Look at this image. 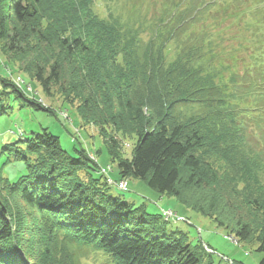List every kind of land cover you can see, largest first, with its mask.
I'll use <instances>...</instances> for the list:
<instances>
[{
  "label": "trees",
  "instance_id": "16d2710c",
  "mask_svg": "<svg viewBox=\"0 0 264 264\" xmlns=\"http://www.w3.org/2000/svg\"><path fill=\"white\" fill-rule=\"evenodd\" d=\"M115 1L0 0L1 53L30 62L22 70L44 93L60 88L104 135L112 128L136 135L130 158L116 153L113 137L107 141L120 179L143 181L212 219L255 247L264 264V147L248 130L251 122L264 123V0L172 1L148 41L142 25L123 23ZM230 4L236 14L230 25L251 14L256 21L246 25L259 37L252 60L262 69L254 75L250 64L241 76L227 65L215 73L222 56L216 33L227 21L212 24L204 16ZM48 45L80 63L67 87L59 59L52 65L42 53ZM249 98L257 103L243 107ZM15 149L17 159H27ZM27 150L37 154L29 174L0 182V264H82L78 240L113 264H202L188 236L168 232L161 215L113 195L86 150L72 155L47 131L27 140ZM4 191L19 197L33 219L25 221Z\"/></svg>",
  "mask_w": 264,
  "mask_h": 264
},
{
  "label": "rangeland",
  "instance_id": "374dc122",
  "mask_svg": "<svg viewBox=\"0 0 264 264\" xmlns=\"http://www.w3.org/2000/svg\"><path fill=\"white\" fill-rule=\"evenodd\" d=\"M172 1L177 3L180 0H116L115 5L124 24H134L137 29L142 25L141 37L148 41L151 37L152 27L154 28L155 24L160 21L165 11L170 13L167 8L173 7ZM248 5L249 3H246L243 8L247 9ZM231 7V4L224 8L216 7L213 9V13L209 14L210 17L208 14L204 16L212 24L227 21L224 28L220 26L216 33V48L222 56L215 67V73H223V65H227L230 71L241 76L247 74V72L245 73L246 65L250 64L253 70L251 72L254 75L256 71L260 72L262 69L258 62L254 65L252 60L253 56L259 53L255 42L259 37L252 35L249 30L247 31L246 25L256 21L251 14L235 26L230 25L228 21L236 17ZM263 29L264 25H261L259 30ZM219 31L223 34H219ZM247 41L251 42L252 49H255L254 52L251 53V47ZM34 45L38 47V45ZM41 49L44 50L42 53L45 52L52 65L54 59H59L66 78L63 85L67 87L69 84L67 81H70V72L74 71L77 67L76 64L80 65L78 60L61 56L56 46L48 45ZM173 60L174 55L172 54L169 56V61ZM22 63L20 61L10 62L1 53L0 45V182L3 185L6 182L15 183L21 177L29 174L28 166L34 163L37 154L27 150V140L32 139L35 134L47 131L58 137L63 149L72 155L76 153V149L86 150L89 159L98 165L99 173L104 177L113 195L123 196L135 207L144 204L148 212L161 215L168 232L182 233L184 236H188L189 243L203 258L202 264L208 262H212V264H261L263 254L257 252L255 247L240 242L235 235H230L212 219L188 210L175 198L160 196L143 181L120 179L117 162L112 161L113 157L109 152L107 141L113 137L119 146L116 153L130 158L136 135L125 137L114 128L109 129L107 135H104L94 123H87L81 118L77 108L79 102L75 100L72 101V104L68 101L65 102L64 94L58 87L52 86L50 94L44 93L40 85L22 70L30 62ZM46 71L48 72L49 68ZM228 74L229 72L226 71L225 75ZM5 80L9 84L11 82L17 90L11 85L5 84ZM19 92L29 100L21 96ZM246 101L248 102L242 103L243 107L257 103L254 98H249ZM2 108H7V112L3 113ZM146 111L148 110L146 109ZM146 113L148 114V112ZM254 113L258 116L263 114L262 112ZM248 130L259 138L258 149L264 147V123L251 122L248 125ZM15 147L19 152H23L27 159H17ZM104 170H108L109 174ZM92 173L95 177L99 176L97 171H92ZM109 178L114 184L109 183L111 181ZM121 182L125 183L126 190L117 186ZM3 196L6 197L8 204L13 209L17 206L24 211L22 213L25 215V221L33 219L32 212L30 213V209L19 197L8 196L5 191ZM170 211L173 216L170 215ZM33 215L37 218V213ZM73 245L76 250L80 248L84 253V256L79 254V257L83 259L82 264H113L109 261V256L97 250L92 243H83L82 240H78Z\"/></svg>",
  "mask_w": 264,
  "mask_h": 264
},
{
  "label": "built area",
  "instance_id": "2783aa9c",
  "mask_svg": "<svg viewBox=\"0 0 264 264\" xmlns=\"http://www.w3.org/2000/svg\"><path fill=\"white\" fill-rule=\"evenodd\" d=\"M107 174H109L108 170H104ZM103 171V172H104ZM110 179V178H109ZM111 180V179H110ZM109 182V181H108ZM110 184H114L112 183V180L109 182ZM116 185V184H115ZM120 189H125L126 190V186L124 182H121L119 185H117ZM172 211H170V215L173 216V214L171 213Z\"/></svg>",
  "mask_w": 264,
  "mask_h": 264
}]
</instances>
